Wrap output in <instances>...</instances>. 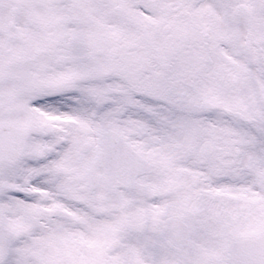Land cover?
Returning a JSON list of instances; mask_svg holds the SVG:
<instances>
[{
	"label": "snow or ice",
	"instance_id": "obj_1",
	"mask_svg": "<svg viewBox=\"0 0 264 264\" xmlns=\"http://www.w3.org/2000/svg\"><path fill=\"white\" fill-rule=\"evenodd\" d=\"M0 264H264V0H0Z\"/></svg>",
	"mask_w": 264,
	"mask_h": 264
}]
</instances>
